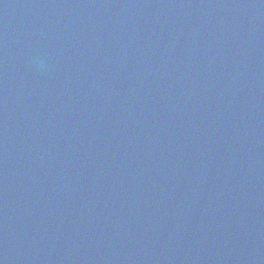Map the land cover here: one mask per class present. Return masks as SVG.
Wrapping results in <instances>:
<instances>
[{
	"label": "water",
	"instance_id": "obj_1",
	"mask_svg": "<svg viewBox=\"0 0 264 264\" xmlns=\"http://www.w3.org/2000/svg\"><path fill=\"white\" fill-rule=\"evenodd\" d=\"M0 264H264V0H0Z\"/></svg>",
	"mask_w": 264,
	"mask_h": 264
}]
</instances>
